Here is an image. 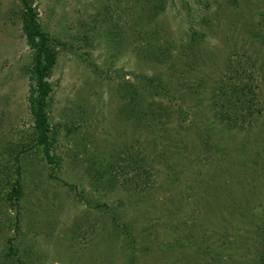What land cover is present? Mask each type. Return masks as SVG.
<instances>
[{"label":"rangeland","instance_id":"rangeland-1","mask_svg":"<svg viewBox=\"0 0 264 264\" xmlns=\"http://www.w3.org/2000/svg\"><path fill=\"white\" fill-rule=\"evenodd\" d=\"M32 2L50 159L22 5L0 0V264H264V0ZM237 72L261 98L227 126Z\"/></svg>","mask_w":264,"mask_h":264},{"label":"trees","instance_id":"trees-1","mask_svg":"<svg viewBox=\"0 0 264 264\" xmlns=\"http://www.w3.org/2000/svg\"><path fill=\"white\" fill-rule=\"evenodd\" d=\"M19 2L22 5L21 22L23 25V33L27 38L29 47L33 51L31 71L35 80V86L33 95L30 98V106L36 125L34 132L35 137L33 138L34 146L37 148L43 147L48 155V159H50L49 134L51 133V127L48 121L47 102L52 92V88L48 80L51 77L52 69L56 64L57 54L54 47L52 46L53 41L42 30L38 20L37 11L33 6L32 0H19ZM229 77H232L233 80ZM229 77L217 83L218 85L213 95L216 108L221 110L219 111L218 116L220 120L227 126H231L232 121L235 119V122H238V120L245 122L246 118H249L253 115L251 111L256 107L257 99L260 102L261 98V93L256 91V87L246 84L245 78L238 72L233 73ZM231 111L234 112L231 113ZM235 122L233 121V124H235ZM235 126L237 125L235 124ZM18 155H20V153H18ZM17 158L18 159L16 160L19 162V156H17ZM16 172L17 175L20 176V165ZM18 184L19 182L17 181L16 185L11 186L12 190L10 193L6 194L4 198L5 201L9 202L15 197L19 199L21 196V191L17 187ZM258 232L263 234L264 237V225L259 227ZM8 255H12V253H9ZM261 263H263V261H261Z\"/></svg>","mask_w":264,"mask_h":264}]
</instances>
